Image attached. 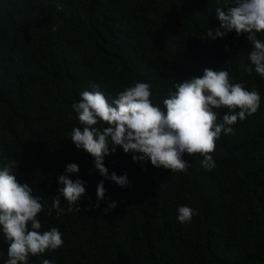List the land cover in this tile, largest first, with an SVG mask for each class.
<instances>
[{"label":"trees","instance_id":"trees-1","mask_svg":"<svg viewBox=\"0 0 264 264\" xmlns=\"http://www.w3.org/2000/svg\"><path fill=\"white\" fill-rule=\"evenodd\" d=\"M222 2L0 0V169L17 162L18 181L47 199L40 231L58 227L64 241L28 264H264V78L248 59L247 33L208 39ZM257 38L264 41V33ZM205 68L225 69L231 83L261 95L259 110L216 141L212 171L199 154H186L188 170L172 173L117 147L104 163L109 174H127L121 187L69 137L82 127L71 106L94 84L111 102L126 86L149 83L152 103L163 109L176 81ZM226 111L219 109L221 118ZM70 163L80 171L69 177L86 181L81 209L69 212L61 197V214L48 216ZM102 180L106 193L98 201ZM185 205L198 214L180 223L177 210ZM8 247L0 226V264Z\"/></svg>","mask_w":264,"mask_h":264},{"label":"clouds","instance_id":"clouds-1","mask_svg":"<svg viewBox=\"0 0 264 264\" xmlns=\"http://www.w3.org/2000/svg\"><path fill=\"white\" fill-rule=\"evenodd\" d=\"M215 11L220 25L214 31L208 30V39L224 37L232 31L237 36L247 33L251 44L248 59L255 72L264 78V41L257 38V33H264V0H223ZM246 70L251 73L253 69L246 67ZM93 88L96 90L82 91L80 100L71 106L82 127H74L69 137L77 150L94 158L95 168L106 180L121 187L129 183L127 174H109L104 163L105 156L117 147H122L125 153L131 152L134 161H150L152 166L172 173L188 170L189 163L183 158L186 154H199L203 157L201 167L212 171L216 162L211 153L215 151L216 141L222 134H233L232 126L255 114L261 105L259 91L248 90L242 83H231L225 69L205 68L202 76L176 81L175 90L169 91L163 100V109L152 103L151 86L146 82L126 86L111 102L99 90V85L94 84ZM221 108L227 109L222 118ZM98 122L107 126L95 127ZM17 166L16 161H10L0 169V226L9 242L4 264H28L30 256L56 251L64 243L58 227L40 231L42 223L38 216L47 199L33 195L29 184L18 181L13 172ZM79 171L77 163L66 166L65 174L58 178L63 186L46 215L51 216L53 209L57 216L61 214V197L67 202L69 212L80 211L86 181L79 177L73 180L68 175ZM105 193L102 180L97 186L98 201L104 199ZM116 206L117 202H110L108 209ZM177 211L180 223H189L198 214L186 205ZM41 264L52 262L43 259Z\"/></svg>","mask_w":264,"mask_h":264}]
</instances>
